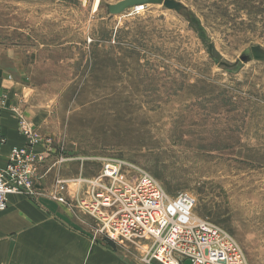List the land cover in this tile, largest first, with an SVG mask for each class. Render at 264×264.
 <instances>
[{"label": "rangeland", "instance_id": "rangeland-1", "mask_svg": "<svg viewBox=\"0 0 264 264\" xmlns=\"http://www.w3.org/2000/svg\"><path fill=\"white\" fill-rule=\"evenodd\" d=\"M117 1L0 0V28L23 30L9 40L27 47L22 81L37 91L45 138L84 157L88 174L124 159L168 196L190 193L196 217L234 237L248 264H264V63L249 51L264 48V0L108 15Z\"/></svg>", "mask_w": 264, "mask_h": 264}, {"label": "crops", "instance_id": "crops-1", "mask_svg": "<svg viewBox=\"0 0 264 264\" xmlns=\"http://www.w3.org/2000/svg\"><path fill=\"white\" fill-rule=\"evenodd\" d=\"M15 31L23 32L0 28V96L7 98V106L0 105V168L10 149L27 141L14 109L42 139L33 148L40 156L33 175L35 191L8 195L7 207L0 211V264H145L135 250L144 252L146 245L92 237L94 218L78 205L88 196L87 183L75 179L95 176L100 168L86 173L84 157H68L57 142L45 139L44 113L33 109L37 91L22 81L27 47L9 40ZM61 156L67 159L59 161ZM57 181L65 182L67 204L50 196Z\"/></svg>", "mask_w": 264, "mask_h": 264}, {"label": "built area", "instance_id": "built-area-1", "mask_svg": "<svg viewBox=\"0 0 264 264\" xmlns=\"http://www.w3.org/2000/svg\"><path fill=\"white\" fill-rule=\"evenodd\" d=\"M0 105L7 106L4 95L0 96ZM14 110L27 141L12 147L6 165L0 168V211L7 207L8 195L33 194V175L40 158L33 148L42 136L21 111ZM66 159L61 156L59 161ZM75 181L87 183L88 196L80 199L78 205L94 218V239L117 243L145 240V263L186 264L188 260V264H248L234 237L194 215L195 198L190 193L168 196L160 183L137 164L103 158L97 175ZM64 183L57 181L50 196L67 204Z\"/></svg>", "mask_w": 264, "mask_h": 264}, {"label": "water", "instance_id": "water-1", "mask_svg": "<svg viewBox=\"0 0 264 264\" xmlns=\"http://www.w3.org/2000/svg\"><path fill=\"white\" fill-rule=\"evenodd\" d=\"M147 4H159L163 6V8L165 9L175 11L177 14H180L185 9V6L177 0H118L115 3L107 4L106 12L108 15H115L122 13L124 10L130 7H136ZM208 51L211 54L212 44L208 45ZM249 51L251 58L254 62L264 63V48L261 45L259 44L251 45L249 47ZM248 58H249L248 54H243L239 56V61L246 62ZM239 61L236 60L233 63H229L221 60L218 62V66L230 69L236 66ZM185 263L188 264L189 261L187 260Z\"/></svg>", "mask_w": 264, "mask_h": 264}, {"label": "trees", "instance_id": "trees-1", "mask_svg": "<svg viewBox=\"0 0 264 264\" xmlns=\"http://www.w3.org/2000/svg\"><path fill=\"white\" fill-rule=\"evenodd\" d=\"M189 20L193 21V23L198 24V27H197L198 30H199V28H201V27L199 26V22H198L197 18H195L194 15H193L192 17L189 16Z\"/></svg>", "mask_w": 264, "mask_h": 264}]
</instances>
